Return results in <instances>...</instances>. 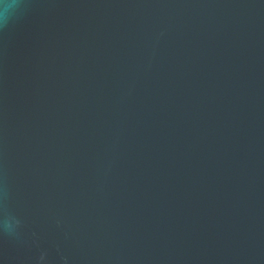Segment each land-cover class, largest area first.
Returning <instances> with one entry per match:
<instances>
[{
    "label": "water",
    "instance_id": "95a60500",
    "mask_svg": "<svg viewBox=\"0 0 264 264\" xmlns=\"http://www.w3.org/2000/svg\"><path fill=\"white\" fill-rule=\"evenodd\" d=\"M22 6L0 264H264V0Z\"/></svg>",
    "mask_w": 264,
    "mask_h": 264
},
{
    "label": "clouds",
    "instance_id": "9594fccd",
    "mask_svg": "<svg viewBox=\"0 0 264 264\" xmlns=\"http://www.w3.org/2000/svg\"><path fill=\"white\" fill-rule=\"evenodd\" d=\"M22 9V0H0V25L11 23Z\"/></svg>",
    "mask_w": 264,
    "mask_h": 264
}]
</instances>
